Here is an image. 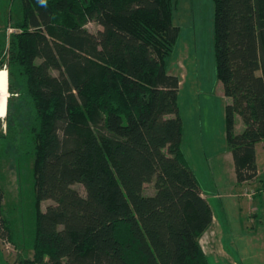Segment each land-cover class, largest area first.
<instances>
[{
    "label": "trees",
    "instance_id": "1",
    "mask_svg": "<svg viewBox=\"0 0 264 264\" xmlns=\"http://www.w3.org/2000/svg\"><path fill=\"white\" fill-rule=\"evenodd\" d=\"M21 1L0 59L8 141L34 158L36 208L54 203L37 218L33 259L18 264H211L200 239L214 214L183 152L180 79L167 68L177 2ZM212 1L217 78L232 100L226 141L244 182L264 140V0ZM3 200L0 188V236L15 245Z\"/></svg>",
    "mask_w": 264,
    "mask_h": 264
},
{
    "label": "rangeland",
    "instance_id": "2",
    "mask_svg": "<svg viewBox=\"0 0 264 264\" xmlns=\"http://www.w3.org/2000/svg\"><path fill=\"white\" fill-rule=\"evenodd\" d=\"M8 7H0V59L8 63V43L10 36L15 33L14 22L21 17V0H9ZM177 2L174 23L181 28V36L175 52L168 60L167 68L177 73L182 82L180 89V104L182 119L186 115L200 114L198 136L201 138L210 163L215 166L218 154L223 151L225 132V102L221 82L217 78L214 60V4L212 0H175ZM5 3V0H0ZM13 5V10H12ZM6 11H13L11 20L4 17ZM9 21V22H8ZM9 27V28H8ZM9 29L12 33H9ZM92 34L102 30L94 22L87 25ZM7 65L4 69L7 72ZM1 71V70H0ZM8 74V72H7ZM9 85V84H8ZM9 92V86H8ZM190 96L192 103H186ZM9 97L11 94L9 92ZM17 98V96H15ZM194 107V110H193ZM12 114L19 110V103L13 98L11 104ZM7 116V115H6ZM6 116L0 119V137L6 135L7 139L0 138V188L4 194L2 202L4 212L15 234L16 244L10 243L7 237L0 236V264H18L19 258L31 260L34 257L32 243L35 239L36 221L40 213L52 205V201H44L39 209L35 206L34 192V158L17 152L9 144L8 123ZM188 129V128H187ZM187 129L185 130L187 138ZM198 142V140H196ZM184 144V142H183ZM188 144V143H187ZM194 161V160H193ZM207 161V160H206ZM195 162V161H194ZM193 162V169H198L196 174L202 177L200 165ZM213 172H215L212 169ZM74 188L85 196L82 185ZM155 183L145 185L146 196L155 195ZM211 202V201H209ZM237 261L238 264H254L247 256Z\"/></svg>",
    "mask_w": 264,
    "mask_h": 264
},
{
    "label": "crops",
    "instance_id": "3",
    "mask_svg": "<svg viewBox=\"0 0 264 264\" xmlns=\"http://www.w3.org/2000/svg\"><path fill=\"white\" fill-rule=\"evenodd\" d=\"M11 4L13 2L5 0V3L0 2V7H8ZM12 10H5L4 13V17L9 21L13 14ZM0 15H2L1 11ZM168 74L180 79L179 75L170 68H168ZM182 82L180 80V89ZM187 99V101L185 99L186 103L193 102L190 96ZM222 99L225 102V108L232 103V100L225 96H222ZM180 114L182 115L181 106ZM185 118H183V152L195 174L196 171L199 172L195 162L201 166L202 177L197 174L196 176L200 182L203 197L211 201L209 203L214 214L212 225L200 239L205 255L211 264H238V260L242 262L243 259L248 258L247 256H251L249 260L254 264H264V140L255 147L257 168L255 177L249 181L239 182L235 159L227 146L225 132L223 151L216 157L220 160L218 159L213 167L206 148L198 136L200 114L197 113L195 116L193 112L191 115L187 114ZM244 129L242 119L237 116L235 133L241 134ZM193 162L198 169H193Z\"/></svg>",
    "mask_w": 264,
    "mask_h": 264
},
{
    "label": "bare ground",
    "instance_id": "4",
    "mask_svg": "<svg viewBox=\"0 0 264 264\" xmlns=\"http://www.w3.org/2000/svg\"><path fill=\"white\" fill-rule=\"evenodd\" d=\"M8 74L5 70L0 71V119L5 118L8 108Z\"/></svg>",
    "mask_w": 264,
    "mask_h": 264
},
{
    "label": "built area",
    "instance_id": "5",
    "mask_svg": "<svg viewBox=\"0 0 264 264\" xmlns=\"http://www.w3.org/2000/svg\"><path fill=\"white\" fill-rule=\"evenodd\" d=\"M15 31V30H14ZM9 33H12V31L9 29Z\"/></svg>",
    "mask_w": 264,
    "mask_h": 264
}]
</instances>
